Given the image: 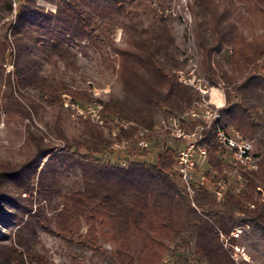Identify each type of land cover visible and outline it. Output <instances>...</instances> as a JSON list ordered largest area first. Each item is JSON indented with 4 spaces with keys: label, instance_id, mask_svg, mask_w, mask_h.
<instances>
[{
    "label": "trees",
    "instance_id": "trees-1",
    "mask_svg": "<svg viewBox=\"0 0 264 264\" xmlns=\"http://www.w3.org/2000/svg\"><path fill=\"white\" fill-rule=\"evenodd\" d=\"M41 1L54 6L55 11H46L37 0L17 2L15 19L4 23L6 28L0 35V64L8 50V56L13 57V80L10 74L6 76L8 98L23 119L38 117L42 104L56 111L54 120L44 125L50 136L63 143V153H54L57 147L27 126L26 139L32 150L18 170L7 176L9 183L26 180L16 191L18 197L29 193L35 180L39 198L48 202L54 196L61 198L54 232L64 240H81L82 248L85 241L95 248L102 235L113 245L119 264H161L162 254L171 244L177 248V240L185 235L194 240L192 257L196 263L235 264L223 248L220 234L228 236L235 225L245 224L264 236V34L250 36L244 30L252 19H264V0H191L189 5L193 40L202 56L201 72L209 86H223V123L246 139L255 138L262 154L258 170L242 175L245 186L240 192L232 186L223 201L216 202L212 194L199 189L193 197L195 208L173 171L175 155L170 148H163L154 162L132 159L122 168L100 160L111 140L89 120L80 119L76 136L68 134L64 101L69 97L71 104L78 105L90 97L65 81L63 75L44 70L46 65L72 75L78 73L79 58L71 42H100L98 33L104 21L117 23L125 47H113L116 58L111 63L115 68L116 62L125 97L99 101L100 113L109 122L116 119L134 127L120 128L116 140L132 138L138 128L151 129L163 112L189 110L199 95L173 73L180 63L174 55L177 47L171 16L164 15L165 0ZM147 5L153 10L149 21L139 14ZM12 11L13 1L0 0V21ZM222 47L229 49L227 59L214 64L213 54ZM13 91L18 97L28 95L26 101L15 99ZM207 147L209 171L205 176L212 180L211 172L221 174L224 162L211 132H207ZM137 151L128 155L146 157V152ZM42 160L45 170H37ZM54 160L56 164L51 167ZM66 160L78 170L81 187L61 194L57 174ZM0 198L13 202L8 189L2 187ZM31 212L24 211L29 215L27 226L42 216ZM83 222L87 226L84 239L80 234ZM133 238L140 245L137 253L132 249ZM182 242L187 244L184 239ZM24 249L29 264H49L29 246ZM15 260L25 264L21 255Z\"/></svg>",
    "mask_w": 264,
    "mask_h": 264
},
{
    "label": "rangeland",
    "instance_id": "rangeland-1",
    "mask_svg": "<svg viewBox=\"0 0 264 264\" xmlns=\"http://www.w3.org/2000/svg\"><path fill=\"white\" fill-rule=\"evenodd\" d=\"M11 1H13V11L10 16L0 21V35L6 28V26L4 27V23L15 19L17 4L23 0ZM37 4L43 7L46 11H55L54 6L41 0H37ZM190 4L191 0H165V3L163 4L164 10H166L164 15L171 16V31L176 39L175 45L177 47L174 55L175 59L180 63L175 71L172 72L176 73L177 76L186 79L189 82L188 85L193 88L194 91L196 90L192 85H195L198 82L207 87H211L210 99L212 101L216 98V93L213 90L218 91L220 95L224 96V91L222 89L223 86L222 84L218 87L209 86L201 72L202 56L193 40ZM237 7H239L237 11H240L241 13L242 8L239 4H237ZM139 14L145 21H149L153 15L152 7L147 5L146 7L140 8ZM257 20L254 21L252 19L251 25L248 27H246V25L244 26V28L246 27L244 29L246 34L248 33L250 36L264 34V19ZM109 24L110 23L107 21H104V27H102L101 31L98 33L99 37L102 39L100 42H71L73 51L78 54L79 58L80 71L78 73L72 75L69 72H64L63 68L55 70L46 65L44 66L45 71L63 75L65 81L75 88L83 89L88 97H90L89 101L86 100L78 105L75 103L71 104L69 97L64 101V104L66 103L68 106H63L65 109V115L63 118L65 119V129L70 135H77L76 127L78 126L80 119L89 120L78 114L77 106L79 109H81L80 107L86 106H98L101 109L99 101H106L110 97L118 99H124L125 97L116 75V62L115 68L111 63V61L116 58L113 47H115V49L124 48L125 37L117 23H113V25ZM228 53L229 49L227 47H222L218 53L213 54L212 62H214V64H216V62L222 64L227 59ZM4 57L3 64H0V187L8 189L9 195L14 203H9L6 199L0 198V264H18L15 259L20 255L23 262L29 264V259L24 249L25 245L29 246V248L35 253L46 257L49 264H119L115 259L113 245L102 235L99 236L95 248H91V245L86 241L84 248H82L79 244V241L81 240L70 237L64 240L54 232V220L58 211L61 210V206L58 205L61 201L59 196H54L50 202L42 200V198L38 197L37 184L34 180V183L30 188L31 191L27 194H22L20 196L21 198H19L16 191L19 185L24 184L26 180L23 181V179H21L15 183L8 182L7 176L9 177L18 170L19 166L23 164L32 150L26 139L27 126H29V130L35 134H43L45 142L51 143L54 147H57L54 152L56 154L63 153V143L50 136L49 131L44 125L45 121L54 120L57 115L56 111L42 104V108L39 110V116L33 117L32 120L28 121L23 119L18 114L17 108L11 104V101L8 98L6 76L7 74H10V78L13 80V57L8 56V50ZM0 60L2 59L0 58ZM224 69H227L226 66H224ZM71 75L73 76V81L70 79ZM13 96L15 99H19L23 103L26 101L25 98L28 95H25L26 97H18L13 91ZM67 110H69V113L66 112ZM165 113L167 112H163L157 116L155 124L165 115ZM89 121L96 125L91 120ZM96 126L104 132L107 139L111 140V144L115 143V133L118 134L115 127V121L109 122L105 119L103 125ZM250 141L253 142L254 155H258L260 158L259 161H261L262 154L258 152L256 148V139L253 138ZM172 146H174L173 141L167 138H158L149 150L143 151L147 153L146 157L133 156L131 158L128 155V159L154 162L156 155L161 152L163 148ZM137 150L138 149L132 148L128 153L138 152ZM139 151L141 152V150ZM120 158L121 153H117L115 150L110 149H107L105 153L100 156V160L103 163H115ZM222 160L224 162L223 171L221 174L211 172L212 180L205 176L209 171L207 163L200 165L198 174L200 176L203 175L209 182H214L215 180L226 176L230 171H233L235 166L226 154L222 156ZM44 163L45 160L40 161L37 170L45 168ZM70 163V160H66L62 170H59L57 174V182L61 189V194L75 191L81 187L80 174L76 168L70 167ZM53 164H56L55 160L50 164L51 167ZM244 174L245 173H243V175ZM48 177H51V175L49 174ZM233 181L234 179L231 178V182L234 185L235 183ZM244 186L245 179L243 176L241 190ZM194 194L192 195V201ZM187 197L190 201L188 195ZM262 200H264V197H262ZM28 210L32 211L31 214L34 212H36V214H42L41 218H38V220H31L34 224L29 226L25 225L28 221L27 219L29 215L24 213V211L26 212ZM46 227H49V229H46ZM235 229L241 230L239 237L234 238L230 233L228 236H224V243L227 242L230 245L238 246L240 252L246 254L247 261L243 260L242 257H239L238 261L235 262L231 257L234 250L232 248L230 249L228 246L225 248L222 243L223 248L235 264H264V236L260 232L252 231V229L245 224L235 225L231 232ZM86 230L87 226L83 222L80 229V234L83 235L82 239H84ZM182 239H184L187 244L183 243ZM176 243L178 245L177 248L171 244L162 254L161 264H164L163 260L166 258L173 260L175 264H198L192 257L194 245L192 237L185 235L177 240ZM139 248L140 245L138 241L136 238H133V252L137 253Z\"/></svg>",
    "mask_w": 264,
    "mask_h": 264
},
{
    "label": "built area",
    "instance_id": "built-area-1",
    "mask_svg": "<svg viewBox=\"0 0 264 264\" xmlns=\"http://www.w3.org/2000/svg\"><path fill=\"white\" fill-rule=\"evenodd\" d=\"M177 78L182 84H189L186 79L179 76ZM192 86L197 91L199 98L193 102L189 110L183 113H165L151 129L138 128L132 138L116 140L109 149L121 153V158L115 163L126 168L130 160L128 152L132 148L147 151L158 138H167L173 141L174 146L168 147L175 155L173 171L179 177L189 196L191 206L195 207L192 195L199 189H204L212 194L216 202L223 201L226 191L232 186H234L235 192H239L242 187L243 173L258 170L260 158L253 153L252 141L244 138L232 127L224 125L220 114L221 107H218L210 99L212 88L202 85L200 82ZM64 105L68 106L66 103ZM76 108L80 116L91 120L96 125L104 124L105 118L100 113V107L86 106L79 109L77 106ZM258 112L261 113V111ZM115 127L118 131L120 128L134 127V124L115 119ZM207 132L212 133L223 155L226 154L235 166L233 171L214 182H209L203 175L198 174L200 165L207 163ZM116 135L115 133V137ZM231 178L234 179V185ZM240 233V229H235L231 232V236L238 238ZM220 239L225 248L228 246L234 250L231 257L235 262L239 257L247 261L246 254L240 252L238 246L224 243L225 238L222 234H220ZM163 262L164 264H175L169 258L164 259Z\"/></svg>",
    "mask_w": 264,
    "mask_h": 264
},
{
    "label": "crops",
    "instance_id": "crops-1",
    "mask_svg": "<svg viewBox=\"0 0 264 264\" xmlns=\"http://www.w3.org/2000/svg\"><path fill=\"white\" fill-rule=\"evenodd\" d=\"M216 93V98L213 99L212 101L218 106V107H223L224 106V96L220 95L218 91L213 90Z\"/></svg>",
    "mask_w": 264,
    "mask_h": 264
}]
</instances>
